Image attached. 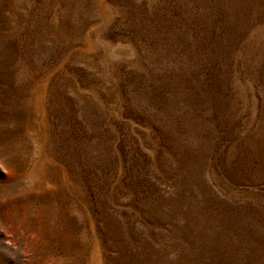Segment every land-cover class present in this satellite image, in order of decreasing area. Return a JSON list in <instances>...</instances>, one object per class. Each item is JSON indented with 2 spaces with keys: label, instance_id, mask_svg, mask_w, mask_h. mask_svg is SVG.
Here are the masks:
<instances>
[{
  "label": "rangeland",
  "instance_id": "rangeland-1",
  "mask_svg": "<svg viewBox=\"0 0 264 264\" xmlns=\"http://www.w3.org/2000/svg\"><path fill=\"white\" fill-rule=\"evenodd\" d=\"M0 264H264V0H0Z\"/></svg>",
  "mask_w": 264,
  "mask_h": 264
}]
</instances>
